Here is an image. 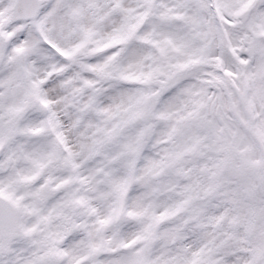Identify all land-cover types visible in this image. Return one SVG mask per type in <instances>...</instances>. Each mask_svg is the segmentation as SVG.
<instances>
[{
    "label": "rangeland",
    "instance_id": "rangeland-1",
    "mask_svg": "<svg viewBox=\"0 0 264 264\" xmlns=\"http://www.w3.org/2000/svg\"><path fill=\"white\" fill-rule=\"evenodd\" d=\"M15 1L0 194L19 224L0 264H264V0H42L31 21Z\"/></svg>",
    "mask_w": 264,
    "mask_h": 264
},
{
    "label": "water",
    "instance_id": "water-1",
    "mask_svg": "<svg viewBox=\"0 0 264 264\" xmlns=\"http://www.w3.org/2000/svg\"><path fill=\"white\" fill-rule=\"evenodd\" d=\"M39 0H18L15 7V19H34L41 12ZM165 91L157 93L150 99L149 110L153 112ZM17 211L3 198H0V236L10 237L16 230Z\"/></svg>",
    "mask_w": 264,
    "mask_h": 264
},
{
    "label": "bare ground",
    "instance_id": "bare-ground-1",
    "mask_svg": "<svg viewBox=\"0 0 264 264\" xmlns=\"http://www.w3.org/2000/svg\"><path fill=\"white\" fill-rule=\"evenodd\" d=\"M217 21V28H219V33L215 34V38L217 39V44L216 46H218L219 50H220V54L222 55V62L224 63V67H225V74H224V78H226V87L227 89H231L235 86V83L237 81V78L235 76H233V74L235 73V69L236 67L239 66V64H236L235 61L233 59H235L234 55L229 53V48L227 46V43L225 42V40L227 39L224 33V29H223V25L221 23V20L219 21L218 19ZM227 31V29H226ZM232 33H228V35L230 36V38L233 36H235L234 32L231 31ZM237 43H239L237 41ZM235 46V45H234ZM236 48H233V51H235ZM210 67V69H212V64L210 63V61L208 63H206L204 65V69H208Z\"/></svg>",
    "mask_w": 264,
    "mask_h": 264
}]
</instances>
